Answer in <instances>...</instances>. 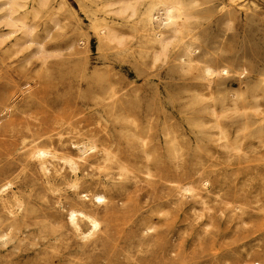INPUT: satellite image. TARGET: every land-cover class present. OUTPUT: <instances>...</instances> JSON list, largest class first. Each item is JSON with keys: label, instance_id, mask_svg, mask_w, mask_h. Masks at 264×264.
Segmentation results:
<instances>
[{"label": "rangeland", "instance_id": "rangeland-1", "mask_svg": "<svg viewBox=\"0 0 264 264\" xmlns=\"http://www.w3.org/2000/svg\"><path fill=\"white\" fill-rule=\"evenodd\" d=\"M32 1L31 31L0 40V264H264V0H186L191 30L164 53L135 16L110 12L124 41L104 44L78 0ZM36 144L59 149L47 170ZM71 209L98 216L94 236Z\"/></svg>", "mask_w": 264, "mask_h": 264}, {"label": "bare ground", "instance_id": "bare-ground-1", "mask_svg": "<svg viewBox=\"0 0 264 264\" xmlns=\"http://www.w3.org/2000/svg\"><path fill=\"white\" fill-rule=\"evenodd\" d=\"M48 1L49 0H33L32 1V3H33L32 4V9L35 10V11H38L39 10V7H42V6L46 5L48 3ZM78 1H79V5H80L82 11H84L85 13H87L88 15H90L91 24H92L94 30L96 31L97 38L100 41V43L108 44V43H111V42H115L117 44H122L123 41H124V37L119 34V32L115 28V26L111 25L110 22L107 19V16L109 14H111V13L114 14V15H116V16H122V19L126 20V22H128L129 20H131V17L135 16L136 17V21L133 23V25H135L136 27H139V25H141V28L146 31V34L144 35V39L147 42H150L152 44L157 43L160 46V50L163 51L162 53H164V50H166L168 48V46L172 42H174V41H180V43H181L182 42V39H183L184 32L185 31H188V30H191V24H192L191 23V20H192L191 18L193 16V12L191 11L190 5L186 2V0H151L150 5L148 7H146V9L141 10V11L138 10V4H137L138 3V0H78ZM26 4H27V0H0V22L3 23L4 25L10 27V29L8 31H1L0 32V40H4L5 38L10 37L18 29H22L25 32L29 31L30 26H28L29 23L28 24L26 23L25 18H24L25 16L24 17H21V16H18V14H17L19 12L20 8H23L24 6H26ZM157 6H160V8L163 11V17H161V19H159V20H157V16H155V11H156ZM54 8H55V6H54ZM155 20H157V22H158L157 25H155ZM16 41H18V40H16ZM0 42H2V41H0ZM31 43H33V42H31ZM12 44H14V43H12ZM45 46L46 45H44V47H43V45L40 44L39 45V48H38V51L36 50L37 51V54L38 53L39 54H42L44 52V48H46ZM191 46H192V42L191 41L189 43L188 42H184V49H185V51L188 54V61L189 62H191V61L193 62V58H191V56H190V55H192L191 54L192 53V47ZM69 47H71V46H69ZM47 53H48V51H47ZM32 55H34V54H32ZM42 57H44V55L41 56V58ZM47 59L46 60L44 59V60L46 62H48ZM184 61H186V60H184ZM46 62H45V64H46ZM48 63H50V62H48ZM46 66H48V65H46ZM41 68H43V67H41ZM44 68H46V67H44ZM85 68L88 69L87 67H85ZM224 73L225 74L228 73V69H226L225 67H223L221 69H216V68H213V67H211L209 65H206L202 69L201 76H202V78L211 79L210 77H213L215 74H224ZM101 85H102V89H100V94L102 95V98L105 100V99H107V96H108L109 85H107L106 82L102 83ZM10 106L11 107H14L13 105H10ZM214 111H215V109H214ZM78 122H75V124L78 123ZM7 124L11 127V126L15 125V121L14 120H10ZM2 127L3 126H0V129H2ZM78 127H80V126H78ZM74 128H76V127H74ZM77 129H79V128H77ZM105 131H106V129H105ZM62 133H58V141H59V143H63L64 142V138H63V134ZM95 134H97V133H95ZM34 135H36V137L31 141L32 143L33 142L37 143L36 141L39 140V139L42 140L43 134L41 135V134L33 133V136ZM96 137H97V135L95 136V138ZM69 138H70V136H69ZM73 138L71 137L70 139L72 140ZM54 141L55 140H51L52 143H54ZM71 143H72L73 147H77L78 148V151H80L82 153V155L83 154L85 155V154L90 153L91 151H93L97 147V144L95 143V141L93 139H91V141H90V139L89 140H84V141H74V140H72ZM30 145H31V143H30ZM25 146H28V145L26 144ZM44 147L45 146L40 147V146H38L36 144L35 149L33 148V150H31V152L28 150V156H35V158H37V162H38L39 166L42 169L47 170V166L45 164L46 163V157L47 156H57L56 155V150H59V149H55V148H52V147H49V149H48V148H44ZM46 147H48V146H46ZM106 147L103 148V149L104 150H107V152H108L109 150L106 149ZM20 150H22V149H20ZM147 156H149V155H147ZM113 157H111V158H113ZM68 162L71 165V169L75 170L77 168V165H76L77 162L74 161V159L73 160L72 159H68ZM118 169H120V168H118ZM110 173H112V172H110ZM12 175H13V173H12ZM107 175H108V173H107ZM75 179H77V178H75ZM136 182H138V181H136ZM126 184H121V187L119 186L118 188H116V190L118 191L119 189L120 190L125 189ZM7 186H9V183H5V184L3 183V185L0 186V191L6 189ZM16 195H17V193H16ZM82 196H87V194L85 193ZM92 201H94L95 203H103L106 200H105L104 194L102 195V193H101V194H94L92 196ZM177 201H179V200H177ZM106 205H107V203H106ZM89 212L92 213L93 211L90 210ZM67 215H68V219H69V222L71 223V225H73L74 228L77 231H79L81 234H83L85 237L86 236H90V235L94 236L93 233L96 231V229L99 228L100 221L97 219L98 216L95 217V216L91 215L90 213L84 211L83 209L82 210L81 209L80 210H78V209L77 210L76 209H71L68 212ZM8 218H10V217H8ZM83 218L87 219L88 223L90 224V227H89V229H88L87 232L82 231V227H81V224L82 223L80 224V222H79V220L80 219H83ZM15 219H13V220H15ZM10 223L12 224V222H10ZM68 225H70V224H68ZM74 233H75V231H74Z\"/></svg>", "mask_w": 264, "mask_h": 264}]
</instances>
